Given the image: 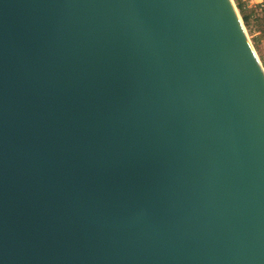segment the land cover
Here are the masks:
<instances>
[{"label":"water","instance_id":"95a60500","mask_svg":"<svg viewBox=\"0 0 264 264\" xmlns=\"http://www.w3.org/2000/svg\"><path fill=\"white\" fill-rule=\"evenodd\" d=\"M0 264H264L232 0H0Z\"/></svg>","mask_w":264,"mask_h":264},{"label":"rangeland","instance_id":"374dc122","mask_svg":"<svg viewBox=\"0 0 264 264\" xmlns=\"http://www.w3.org/2000/svg\"><path fill=\"white\" fill-rule=\"evenodd\" d=\"M236 9L238 10V13H239V16H240V19L242 20V16L239 12V9L237 7V5L239 4L240 0H232ZM242 24L244 26V30L246 32V35L248 37V39L250 40V43L252 45V48L256 54V56L259 58L263 68H264V40L258 38V34L256 35V33L258 31H256L255 29V25L253 26V24L251 23H248V24H244L243 20H242Z\"/></svg>","mask_w":264,"mask_h":264},{"label":"built area","instance_id":"2783aa9c","mask_svg":"<svg viewBox=\"0 0 264 264\" xmlns=\"http://www.w3.org/2000/svg\"><path fill=\"white\" fill-rule=\"evenodd\" d=\"M252 19L264 21V0H240ZM260 32H257L259 34Z\"/></svg>","mask_w":264,"mask_h":264},{"label":"trees","instance_id":"16d2710c","mask_svg":"<svg viewBox=\"0 0 264 264\" xmlns=\"http://www.w3.org/2000/svg\"><path fill=\"white\" fill-rule=\"evenodd\" d=\"M239 12L242 16V20L244 22V24H248L251 23L253 24V26L255 25V29L256 31L260 32L258 34V38H260L261 40H264V21H259L258 19H252L250 16V13L243 7L242 3L239 2V4L237 5Z\"/></svg>","mask_w":264,"mask_h":264}]
</instances>
